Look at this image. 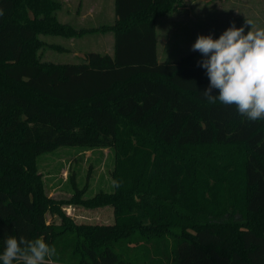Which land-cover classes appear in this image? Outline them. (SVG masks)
Instances as JSON below:
<instances>
[{"label": "trees", "instance_id": "obj_1", "mask_svg": "<svg viewBox=\"0 0 264 264\" xmlns=\"http://www.w3.org/2000/svg\"><path fill=\"white\" fill-rule=\"evenodd\" d=\"M179 1L114 0V24L85 30L57 0H0V253L11 235L43 237L59 264H264V120L208 103L194 55L158 61L157 20ZM94 32L113 33V55L40 61L41 35ZM60 147L115 150L114 192L84 201L70 177V202L112 206V225L45 195L39 157Z\"/></svg>", "mask_w": 264, "mask_h": 264}, {"label": "rangeland", "instance_id": "obj_2", "mask_svg": "<svg viewBox=\"0 0 264 264\" xmlns=\"http://www.w3.org/2000/svg\"><path fill=\"white\" fill-rule=\"evenodd\" d=\"M62 9L56 14L63 23L76 29L91 30L112 26L115 21L114 0H57ZM157 20V57L159 62L176 61L194 55L195 60L204 57L192 51L199 35H212L218 39L232 23L237 28H264V0H182ZM69 11V12H68ZM79 13L80 17L77 16ZM44 42L40 61L55 64H80L91 52L113 55L114 35L88 33L70 39L41 35ZM51 45L63 47L62 52ZM115 168L113 148L86 149L60 147L39 157V173L48 198L62 202L61 212L76 224L112 225L115 222L114 208L101 206L91 208L70 201L75 197L70 177L74 175L82 199L88 200L97 193L114 192L112 173ZM48 223H60L58 215L47 213Z\"/></svg>", "mask_w": 264, "mask_h": 264}, {"label": "clouds", "instance_id": "obj_3", "mask_svg": "<svg viewBox=\"0 0 264 264\" xmlns=\"http://www.w3.org/2000/svg\"><path fill=\"white\" fill-rule=\"evenodd\" d=\"M0 9V16H3ZM237 28L235 23L218 39L199 35L192 45L204 59L198 66L206 69L208 87L201 93L210 104L235 106L236 111L249 121L264 120V28ZM195 83V82H194ZM213 89L218 95H213ZM0 253L2 264H49L57 249L43 237L32 240L7 236Z\"/></svg>", "mask_w": 264, "mask_h": 264}, {"label": "crops", "instance_id": "obj_4", "mask_svg": "<svg viewBox=\"0 0 264 264\" xmlns=\"http://www.w3.org/2000/svg\"><path fill=\"white\" fill-rule=\"evenodd\" d=\"M66 2H68V0H66ZM63 4V3H62ZM69 12V11H68ZM77 16H79L80 17V15H79V13H78V15ZM59 19V18H58ZM116 19V18H115ZM115 22V21H114ZM82 29V28H81ZM113 50H114V48H113Z\"/></svg>", "mask_w": 264, "mask_h": 264}, {"label": "built area", "instance_id": "obj_5", "mask_svg": "<svg viewBox=\"0 0 264 264\" xmlns=\"http://www.w3.org/2000/svg\"><path fill=\"white\" fill-rule=\"evenodd\" d=\"M49 264H59V263H53L52 261H49Z\"/></svg>", "mask_w": 264, "mask_h": 264}]
</instances>
